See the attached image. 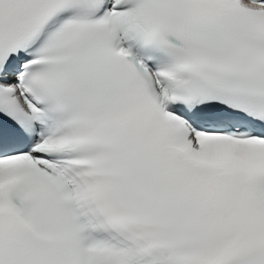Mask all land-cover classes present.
<instances>
[{"label":"snow or ice","instance_id":"obj_1","mask_svg":"<svg viewBox=\"0 0 264 264\" xmlns=\"http://www.w3.org/2000/svg\"><path fill=\"white\" fill-rule=\"evenodd\" d=\"M0 264H264V0H0Z\"/></svg>","mask_w":264,"mask_h":264}]
</instances>
